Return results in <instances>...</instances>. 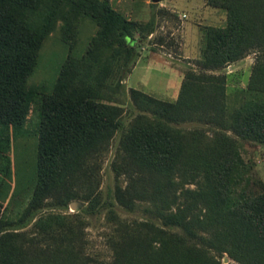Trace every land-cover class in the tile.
Masks as SVG:
<instances>
[{"label":"trees","instance_id":"16d2710c","mask_svg":"<svg viewBox=\"0 0 264 264\" xmlns=\"http://www.w3.org/2000/svg\"><path fill=\"white\" fill-rule=\"evenodd\" d=\"M208 3L227 10V24L208 27L197 63L215 68L258 50L246 87L252 97L240 108L233 128L242 138L264 143V0ZM86 16L98 28L82 55L66 56L49 89L30 84L49 32L57 25L62 40L73 44ZM137 26L105 0H0L2 164L14 140L28 135L29 114L32 107L37 109L35 184L28 212L50 203L68 206L80 198L76 184L91 178L89 160L122 125L121 107L103 101L105 78L111 57L131 56ZM202 76H184L174 101L130 88L140 110H149L153 117L137 115L123 135L133 167L127 170L128 184L118 186L116 196L133 207L135 198L148 191L153 220H116L121 223L106 235L109 255L94 254L87 249L84 214L96 211L95 196L82 213H41L31 234L0 224V264H222L218 255L223 253L236 262L226 264H264V186L228 203L225 179L239 158L228 146L231 137L219 132L216 141L204 143L202 130L185 131L177 125L181 119L207 115L213 120L218 113L208 110L217 106L222 112L224 104L217 96L206 100L200 95L218 76ZM218 87L224 98V85ZM4 208L0 202V215Z\"/></svg>","mask_w":264,"mask_h":264},{"label":"rangeland","instance_id":"374dc122","mask_svg":"<svg viewBox=\"0 0 264 264\" xmlns=\"http://www.w3.org/2000/svg\"><path fill=\"white\" fill-rule=\"evenodd\" d=\"M105 1L126 18L136 21L138 25V28L132 30L135 42L131 47V56L126 58L124 53H120L111 57L109 59L110 71L105 78L103 101L121 107L122 125L110 139L108 146L89 160L91 178L86 180L83 177L76 184L80 198L70 200L68 206L50 203L28 212L35 184V147L37 143L33 131L37 109L35 106L32 107L26 125L28 135L18 136L12 145L16 187L0 215L2 226L10 229L17 228L16 230L31 234L35 231L33 223L41 213L49 211L69 214L82 213L83 207L96 196L99 199L95 206L96 211L93 214H84L86 220L84 229L87 238H89L88 251L102 257H107L110 253L106 235L111 232L114 225L116 226L121 221L152 219L150 215H153L147 209H150L148 191L141 194L139 198H135L133 207L124 206L116 196L117 187H124L128 184L127 170L133 167L124 150L123 135L137 115L143 114L146 118L153 117L149 110H140L135 99L131 96V87L126 81L128 73L139 59L154 60L155 65L148 67L156 69L157 76L152 82L155 84L153 87L163 96L166 94L176 96V93L178 96L181 83H174V72L175 75H181L182 79L190 72L201 75V77H203L202 73L218 76L219 80L211 79L214 84L200 92L202 99H212L214 95L224 104L222 112H219L218 106L217 109L208 110L217 112L218 114H215L217 118L212 120L207 115L205 118H198V120L181 119L177 125L185 131L202 130L203 135L206 136L200 140H204V143L209 139L216 141L219 132L231 137V145L228 146L230 148L232 146L231 149L235 154H238L239 158L225 179L224 189L228 203L237 201L243 195L257 192L264 186V143L250 138H242L235 133L233 128L240 108L246 100L252 97V93H248L246 87L256 61V55L259 53L258 50H249L244 56L215 68H204L197 63V60L201 59L203 55L208 27L225 26L227 10L209 4L208 0ZM97 28L94 20L88 16L83 17L78 24L76 41L70 44L62 40L59 27L56 25L42 43L35 70L29 79L30 84L37 85L42 89H49L66 56L73 54L80 57L91 38L95 36ZM149 28L152 31L144 35ZM128 69L130 70L128 71ZM162 71H166V73ZM165 77L170 79L167 81L166 89L165 83L159 82V78ZM221 85H224V98H221V91L218 87ZM157 98L174 101L177 97L170 99L158 96ZM198 133L201 134V132ZM183 179H187V177ZM147 185H150V181ZM186 185L195 187L192 182H187ZM72 201H74L73 205H71ZM116 220L121 221L116 223ZM218 258L222 264L236 263L227 253L218 255Z\"/></svg>","mask_w":264,"mask_h":264},{"label":"crops","instance_id":"0c3cea01","mask_svg":"<svg viewBox=\"0 0 264 264\" xmlns=\"http://www.w3.org/2000/svg\"><path fill=\"white\" fill-rule=\"evenodd\" d=\"M152 64V65H150ZM140 65V66H139ZM154 60H150L148 58L144 60H137L134 66L131 68L130 72L128 73V76L126 78V81H128V84L130 87L140 89L150 95L153 96H162V97H168L170 99H174L177 97L173 96V94H166L165 96L160 95V91H155L153 85H155L153 80H155L156 69L150 68L148 66H154ZM174 71V70H173ZM166 73V71H162ZM163 73V74H164ZM174 83L180 84L182 81L181 75H175V72L173 73ZM153 75V76H152ZM160 76V75H158ZM167 81H170L168 78H159V82H164L165 89L167 86ZM153 88V89H152ZM12 146H10L6 151V160L4 164H2V161H0V202L6 204L14 190L16 180H15V170H14V161H13V155H12Z\"/></svg>","mask_w":264,"mask_h":264},{"label":"water","instance_id":"95a60500","mask_svg":"<svg viewBox=\"0 0 264 264\" xmlns=\"http://www.w3.org/2000/svg\"><path fill=\"white\" fill-rule=\"evenodd\" d=\"M153 1H158V0H153ZM73 204H74V201L71 202V205H73Z\"/></svg>","mask_w":264,"mask_h":264}]
</instances>
